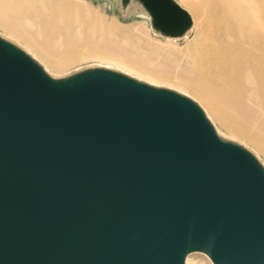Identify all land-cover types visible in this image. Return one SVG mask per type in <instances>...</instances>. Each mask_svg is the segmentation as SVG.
I'll return each mask as SVG.
<instances>
[{"label": "water", "instance_id": "obj_1", "mask_svg": "<svg viewBox=\"0 0 264 264\" xmlns=\"http://www.w3.org/2000/svg\"><path fill=\"white\" fill-rule=\"evenodd\" d=\"M128 0H123L125 4ZM154 26L192 23L141 0ZM264 264V167L191 98L94 68L63 79L0 36V264Z\"/></svg>", "mask_w": 264, "mask_h": 264}, {"label": "bare ground", "instance_id": "obj_2", "mask_svg": "<svg viewBox=\"0 0 264 264\" xmlns=\"http://www.w3.org/2000/svg\"><path fill=\"white\" fill-rule=\"evenodd\" d=\"M182 1L192 23L181 34L167 37H184L194 31L188 57L203 85L111 58L100 42L104 36L119 34L121 26L75 0H0V28L55 70L98 57L114 66L124 64L139 80L169 84L203 104L210 117L227 130L228 135L217 131L222 139L239 145L253 142L264 151V0Z\"/></svg>", "mask_w": 264, "mask_h": 264}, {"label": "rangeland", "instance_id": "obj_3", "mask_svg": "<svg viewBox=\"0 0 264 264\" xmlns=\"http://www.w3.org/2000/svg\"><path fill=\"white\" fill-rule=\"evenodd\" d=\"M90 6L107 20L113 21L121 26L119 34L104 36L100 42L105 52L121 63L138 66L151 73L168 75L171 77L184 78V80L197 85H203V79L197 70L192 68L191 60L188 57L190 50L194 46L195 34L193 30L187 32L184 37L168 38L159 31L152 22V16L141 0H132L124 9L123 0H75ZM184 6L182 0H176ZM133 3L139 5L138 8H133ZM82 28L86 25L82 24ZM96 34H104L102 31H97ZM106 35V34H104ZM0 36L14 45L21 48L30 55L40 65L43 64L42 59L30 48L14 37H11L3 32L0 28ZM114 66L111 61L103 60L98 57H89L65 67L63 70H55L53 68L42 65L43 69L55 79H63L81 71L106 68L126 74L137 79V73L131 72L124 64ZM138 80V79H137ZM142 81V80H140ZM149 85L161 88L174 90L169 84H158L153 81H142ZM179 92L177 89L175 90ZM195 102L203 109L207 118L213 125L216 131L221 134L228 135L227 130L216 120L210 117L203 104L187 93L179 92ZM243 147L251 152L258 162L264 167V151L253 142H241ZM192 264H213L210 257L204 252H194L188 256ZM187 257V258H188ZM187 260V259H186ZM186 263V262H185ZM187 264V263H186Z\"/></svg>", "mask_w": 264, "mask_h": 264}]
</instances>
